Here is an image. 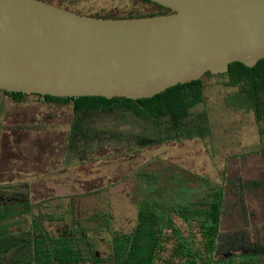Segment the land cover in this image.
<instances>
[{
	"label": "trees",
	"instance_id": "1",
	"mask_svg": "<svg viewBox=\"0 0 264 264\" xmlns=\"http://www.w3.org/2000/svg\"><path fill=\"white\" fill-rule=\"evenodd\" d=\"M40 1L102 19L172 13L146 0L141 1L151 10L98 13L68 1ZM214 86L226 90L228 109L251 114L264 132V60L253 68L232 63L226 73H205L150 99L57 98L0 90L18 104L32 99L67 107L69 115L56 170L38 171L40 161L51 164L53 153L22 142L14 148L19 153L0 170V264H264L263 244L244 247L239 254H219L221 185L152 154L166 144L212 136L209 91ZM53 118L45 113L16 128L24 135L56 131L57 126H50ZM260 153L264 159V149ZM144 154L150 158L115 180L113 173L89 186L76 183V192L63 195L38 187L71 168L88 165L98 175L100 167L129 165ZM125 180L133 186L135 208L126 230L115 226L109 208L97 207L110 186Z\"/></svg>",
	"mask_w": 264,
	"mask_h": 264
},
{
	"label": "water",
	"instance_id": "2",
	"mask_svg": "<svg viewBox=\"0 0 264 264\" xmlns=\"http://www.w3.org/2000/svg\"><path fill=\"white\" fill-rule=\"evenodd\" d=\"M146 1L172 13L114 20L0 0V90L150 99L264 60V0Z\"/></svg>",
	"mask_w": 264,
	"mask_h": 264
},
{
	"label": "rangeland",
	"instance_id": "3",
	"mask_svg": "<svg viewBox=\"0 0 264 264\" xmlns=\"http://www.w3.org/2000/svg\"><path fill=\"white\" fill-rule=\"evenodd\" d=\"M56 1H68L78 8H86L95 13L115 11L117 8L140 11L152 9L151 5L141 0ZM225 94L226 90L217 86L209 91L212 129L210 138L188 140L175 145L166 144L152 154L223 187L219 254H239L240 249L244 247L264 245V159L260 153L264 149V132H261V126L256 125L251 114L228 109L223 101ZM45 113L54 116L50 126L51 128L52 124L53 127L57 126L56 131L24 135V132L17 130L16 125L29 123L30 120ZM68 116L67 107L57 108L55 104L48 106L32 99H26L18 104L0 95V170L7 168L5 166H8L9 158L14 153H19L14 148L20 142L29 145L37 143L47 150L46 153H53L51 164L40 161L36 167L38 171L42 172L46 168L56 170L58 164L56 153L58 151L62 153L64 147L62 139L65 138V134H62V131L64 124L68 123ZM149 158L150 156L144 154L136 160L137 162L129 165L100 167V175H94L93 169L88 165L71 168L62 175L50 176L46 182L38 184V187L52 190L56 195L76 192L74 187H78L76 183L89 186L95 179L104 175H107L105 179L111 178L113 173L115 175L112 180L118 179L117 174L126 175L136 163L139 165ZM74 179L81 182H75ZM107 190L106 197L99 201L97 207L109 208L116 221L115 226L119 229L130 228L135 215L131 201L133 191L131 182L125 180L110 186Z\"/></svg>",
	"mask_w": 264,
	"mask_h": 264
}]
</instances>
